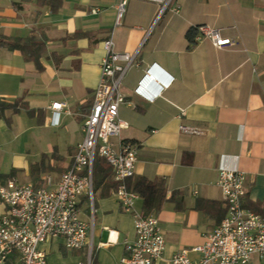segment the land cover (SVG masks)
Instances as JSON below:
<instances>
[{
  "label": "crops",
  "instance_id": "obj_1",
  "mask_svg": "<svg viewBox=\"0 0 264 264\" xmlns=\"http://www.w3.org/2000/svg\"><path fill=\"white\" fill-rule=\"evenodd\" d=\"M119 2L0 0L1 36L32 38V49L43 42L36 50L41 69L21 50L0 46V184L11 177L34 186L54 183L71 164L100 79L103 41L111 36L116 51L135 54L120 82L126 103L118 109L127 122L121 138L138 146L130 183L143 176L163 180L166 188L160 210L150 213L165 239L158 264L181 249L197 260L191 249L225 213L216 183L220 169L244 171L243 206L264 213V0H172L161 14L155 2L127 0L117 24ZM200 25L218 29L232 44L217 48L207 38L196 40ZM148 69L156 81L144 82ZM55 101L64 104L58 121L50 108ZM180 124L201 133H184ZM114 184L110 175L96 185L92 203L86 196L79 201L80 217L92 227V264H118L124 243L134 239L133 212L122 209ZM142 204L138 196L134 211L142 213ZM40 247L51 264L81 258L62 237ZM252 264L264 260L253 256Z\"/></svg>",
  "mask_w": 264,
  "mask_h": 264
},
{
  "label": "built area",
  "instance_id": "obj_2",
  "mask_svg": "<svg viewBox=\"0 0 264 264\" xmlns=\"http://www.w3.org/2000/svg\"><path fill=\"white\" fill-rule=\"evenodd\" d=\"M127 0L117 6L116 23H120ZM160 5L159 14L172 0H147ZM178 11L175 5L172 9ZM196 40L209 39L217 48L232 44L219 30L207 25L196 28ZM105 55L100 63V79L93 89L92 104L82 122L83 138L77 144L71 164L59 179L34 186L11 177L0 184V264H51L40 244L50 238L62 237L64 246L77 250L81 258L73 264H92L95 246L92 227L80 217L79 201L86 196L92 203V166L96 155L111 168L116 188L113 191L124 211L133 212L134 239L124 243L125 254L118 264H158L165 250V239L157 217L134 211L138 193L127 188L126 180L133 176L137 160V143L123 139L121 130L127 122L118 115L126 103L119 86L127 69L134 65L135 54L118 52L112 37L103 41ZM144 82L156 81L152 69L146 71ZM141 82L136 92H142ZM171 80L163 81L164 87ZM156 88L148 95L150 101L160 95ZM64 107L60 101L51 103L56 120ZM180 110V116L184 115ZM188 134L201 131L180 124ZM246 173L238 169H220L217 185L226 212L215 227L204 235V241L191 250L199 254L192 260L187 249L176 251L167 264H252V257L264 260V216L243 206L246 194ZM64 264V263H55Z\"/></svg>",
  "mask_w": 264,
  "mask_h": 264
},
{
  "label": "trees",
  "instance_id": "obj_3",
  "mask_svg": "<svg viewBox=\"0 0 264 264\" xmlns=\"http://www.w3.org/2000/svg\"><path fill=\"white\" fill-rule=\"evenodd\" d=\"M78 33H75V35ZM32 38H28L27 40H8L0 35V46L5 45L10 49H19L21 50L26 58H32L38 69H41V64L39 62L40 51L36 52L37 49H41L43 47V42L37 41L36 48L32 49L30 47V42H33ZM41 47V48H40ZM29 52V53H28ZM43 159L35 165L31 167L32 175L38 172L42 168ZM113 176L111 168L105 162V160L96 155L93 160L92 166V190L94 191L96 185L104 180V178ZM132 178V177H130ZM130 178L126 180L127 188L134 190L138 193V195L142 198V213L150 214L160 210L162 203L166 200V188L164 185V181L160 179L150 180L143 176L137 177L134 182L130 183ZM114 188H116V182L114 184ZM174 195V194H172ZM226 212V209H225ZM225 214V213H224ZM264 215V213H259ZM94 260V254H93ZM92 260V263H93Z\"/></svg>",
  "mask_w": 264,
  "mask_h": 264
},
{
  "label": "clouds",
  "instance_id": "obj_4",
  "mask_svg": "<svg viewBox=\"0 0 264 264\" xmlns=\"http://www.w3.org/2000/svg\"><path fill=\"white\" fill-rule=\"evenodd\" d=\"M160 87H164L162 83H159V84L157 85V87H156V91H161V92H162V89H161ZM161 92H160V93H161ZM158 96H159V95L157 94L156 97H158ZM156 97H155V98H156Z\"/></svg>",
  "mask_w": 264,
  "mask_h": 264
}]
</instances>
